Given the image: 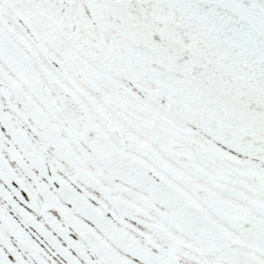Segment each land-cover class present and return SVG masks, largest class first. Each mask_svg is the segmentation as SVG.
<instances>
[{
    "label": "snow or ice",
    "instance_id": "1",
    "mask_svg": "<svg viewBox=\"0 0 264 264\" xmlns=\"http://www.w3.org/2000/svg\"><path fill=\"white\" fill-rule=\"evenodd\" d=\"M0 264H264V0H0Z\"/></svg>",
    "mask_w": 264,
    "mask_h": 264
}]
</instances>
